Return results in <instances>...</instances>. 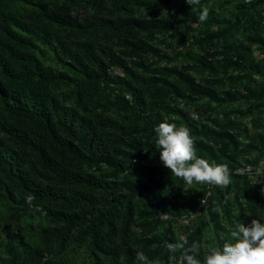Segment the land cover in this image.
I'll return each instance as SVG.
<instances>
[{"label": "trees", "instance_id": "obj_1", "mask_svg": "<svg viewBox=\"0 0 264 264\" xmlns=\"http://www.w3.org/2000/svg\"><path fill=\"white\" fill-rule=\"evenodd\" d=\"M216 1L200 0V21L186 0H0V264H141L140 252L183 264V241L203 260L239 221L264 219L263 180L236 172L264 161V60L253 49L264 52V0L229 16ZM162 8L173 18L153 13ZM180 98L206 113L248 106L208 126ZM164 121L229 170L207 207V183L186 186L161 163Z\"/></svg>", "mask_w": 264, "mask_h": 264}, {"label": "clouds", "instance_id": "obj_2", "mask_svg": "<svg viewBox=\"0 0 264 264\" xmlns=\"http://www.w3.org/2000/svg\"><path fill=\"white\" fill-rule=\"evenodd\" d=\"M186 2L193 11L200 12V21L207 19L208 10L200 9V0ZM155 132V147L161 163L170 169L172 175L181 178L186 186L207 183L223 187L230 183L227 167L197 155L189 129L164 121ZM231 236L233 242H226L221 248H212L203 260L198 256V243L188 245L187 240L183 241L178 245L182 250L183 264H264V219H254L247 226L239 221ZM175 250L176 247L169 246L170 252ZM137 259L141 264H151L143 252L137 254Z\"/></svg>", "mask_w": 264, "mask_h": 264}, {"label": "rangeland", "instance_id": "obj_3", "mask_svg": "<svg viewBox=\"0 0 264 264\" xmlns=\"http://www.w3.org/2000/svg\"><path fill=\"white\" fill-rule=\"evenodd\" d=\"M259 0H217L216 1V8L220 9V11H222V13L226 16H229L230 12H238L239 10L236 8L237 6H240L243 3L246 4H251V3H258ZM258 9L263 13L264 15V4L262 5H258ZM159 17H163V18H173V16L175 14L171 13L167 8H162L159 9L158 11L153 12L154 14H156ZM142 16H150V11H143L141 12ZM176 16L178 18H182L180 15L176 14ZM231 17V16H230ZM232 18V17H231ZM235 37L237 38H241L243 39L245 37L244 32H242V30H236L235 31ZM174 44H172L171 47H174ZM164 47V46H163ZM170 47V48H171ZM254 53H255V57L258 60H264V52L258 48V47H254ZM255 79L257 81H264V76L263 75H258L255 74ZM250 83L248 81L245 82H239L238 86L239 87H243V86H248ZM248 106V102H236L230 105H225L223 107H221L219 110L220 113L224 114V111H228V110H232V109H237V108H246ZM216 116H220L217 113H212ZM245 122H249V118L248 119H244ZM251 177L253 180L258 181L260 178L263 180L264 182V161L261 163V165L258 167V169L256 170V172L251 171ZM214 231L213 228H211L209 235L212 237H214ZM181 238H184V235H180ZM217 236H215L216 238Z\"/></svg>", "mask_w": 264, "mask_h": 264}, {"label": "built area", "instance_id": "obj_4", "mask_svg": "<svg viewBox=\"0 0 264 264\" xmlns=\"http://www.w3.org/2000/svg\"><path fill=\"white\" fill-rule=\"evenodd\" d=\"M111 72H113L115 74L123 75L122 70L119 68H116V67L111 68ZM175 105L178 106L181 110H184L185 112H187L192 120H194L200 124H204V125H208V126H214L213 119L216 117V115H214L210 112L206 113L204 111H201L199 109L196 101L189 103L186 99L180 98V99L176 100ZM219 115L221 118L224 117L223 113H220ZM231 117L234 120H238L235 115H232ZM179 118H180V116L175 114V113H171L169 115H166V120H178ZM261 163H260V165H261ZM258 167H255L251 164H245L244 166L238 168L236 170V172L239 174L248 175L250 177V179L253 180L251 177V171L256 172ZM253 181H255V180H253ZM213 188H214V185H210V184L207 185V194H206V196H204L201 199V205H200L201 208L207 207L209 198L213 195V192H214ZM200 214H201V211L198 210L197 212L191 214L190 216H186V215L183 216L180 221L184 224H190L191 220L195 219ZM160 216L165 220L170 218V216L168 214H164L162 212L160 213ZM227 225H229V224H227ZM179 262L180 263L182 262V258H180Z\"/></svg>", "mask_w": 264, "mask_h": 264}]
</instances>
